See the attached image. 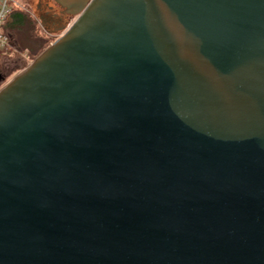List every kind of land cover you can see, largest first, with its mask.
I'll list each match as a JSON object with an SVG mask.
<instances>
[{
	"label": "water",
	"instance_id": "95a60500",
	"mask_svg": "<svg viewBox=\"0 0 264 264\" xmlns=\"http://www.w3.org/2000/svg\"><path fill=\"white\" fill-rule=\"evenodd\" d=\"M53 1L0 90V264H264V0Z\"/></svg>",
	"mask_w": 264,
	"mask_h": 264
},
{
	"label": "rangeland",
	"instance_id": "374dc122",
	"mask_svg": "<svg viewBox=\"0 0 264 264\" xmlns=\"http://www.w3.org/2000/svg\"><path fill=\"white\" fill-rule=\"evenodd\" d=\"M10 8L11 10H24L35 20H38V26L42 34L51 39L49 47L58 40L59 35L61 36L67 32L79 16V13L67 14L62 12L63 9L53 0L48 2H41L40 0H13ZM43 15L46 20L41 19ZM2 52L4 51H0V90L24 72L37 58L34 56L35 53L31 48L27 47L23 54L12 51V49L4 53Z\"/></svg>",
	"mask_w": 264,
	"mask_h": 264
},
{
	"label": "trees",
	"instance_id": "16d2710c",
	"mask_svg": "<svg viewBox=\"0 0 264 264\" xmlns=\"http://www.w3.org/2000/svg\"><path fill=\"white\" fill-rule=\"evenodd\" d=\"M38 25L39 21L24 10H11L3 28L9 46L3 51L12 49L23 54L27 47L35 53L34 56L38 57L51 43V39L42 34Z\"/></svg>",
	"mask_w": 264,
	"mask_h": 264
},
{
	"label": "built area",
	"instance_id": "2783aa9c",
	"mask_svg": "<svg viewBox=\"0 0 264 264\" xmlns=\"http://www.w3.org/2000/svg\"><path fill=\"white\" fill-rule=\"evenodd\" d=\"M11 3H13V0H0V51L7 49L9 46L8 38L3 33V28L6 24L7 17L11 12ZM63 35H59V38H61Z\"/></svg>",
	"mask_w": 264,
	"mask_h": 264
},
{
	"label": "flooded vegetation",
	"instance_id": "af4514ba",
	"mask_svg": "<svg viewBox=\"0 0 264 264\" xmlns=\"http://www.w3.org/2000/svg\"><path fill=\"white\" fill-rule=\"evenodd\" d=\"M41 2L42 1H44V2H48V1H51V0H40ZM59 6V5H58ZM62 8V7H61ZM63 9V8H62ZM62 12H65V9H63V11ZM66 13V12H65ZM46 14H48L47 12H46ZM41 19H45L46 20V18H45V16L43 15V16H41Z\"/></svg>",
	"mask_w": 264,
	"mask_h": 264
}]
</instances>
